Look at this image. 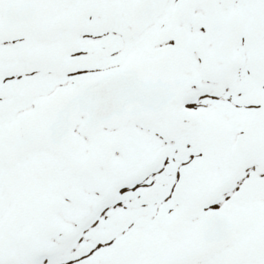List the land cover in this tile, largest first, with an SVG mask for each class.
<instances>
[{"label":"snow or ice","instance_id":"snow-or-ice-1","mask_svg":"<svg viewBox=\"0 0 264 264\" xmlns=\"http://www.w3.org/2000/svg\"><path fill=\"white\" fill-rule=\"evenodd\" d=\"M0 264H264V0H0Z\"/></svg>","mask_w":264,"mask_h":264}]
</instances>
